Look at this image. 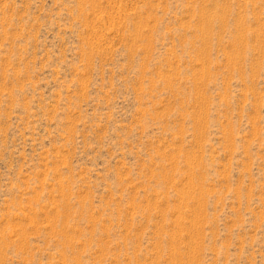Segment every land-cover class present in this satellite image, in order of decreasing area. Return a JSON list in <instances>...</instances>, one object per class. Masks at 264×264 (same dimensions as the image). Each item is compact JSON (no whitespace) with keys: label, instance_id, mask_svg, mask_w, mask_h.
<instances>
[{"label":"rangeland","instance_id":"obj_1","mask_svg":"<svg viewBox=\"0 0 264 264\" xmlns=\"http://www.w3.org/2000/svg\"><path fill=\"white\" fill-rule=\"evenodd\" d=\"M0 264H264V0H0Z\"/></svg>","mask_w":264,"mask_h":264}]
</instances>
